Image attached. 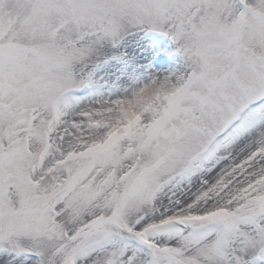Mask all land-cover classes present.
<instances>
[{
	"label": "snow or ice",
	"instance_id": "1",
	"mask_svg": "<svg viewBox=\"0 0 264 264\" xmlns=\"http://www.w3.org/2000/svg\"><path fill=\"white\" fill-rule=\"evenodd\" d=\"M0 264H264V0H0Z\"/></svg>",
	"mask_w": 264,
	"mask_h": 264
},
{
	"label": "rangeland",
	"instance_id": "2",
	"mask_svg": "<svg viewBox=\"0 0 264 264\" xmlns=\"http://www.w3.org/2000/svg\"><path fill=\"white\" fill-rule=\"evenodd\" d=\"M125 44V51L129 52V54L139 53L141 56L147 55L148 59L143 63L150 64L151 67L157 70H164L167 66L173 67L179 60L168 39L158 33L140 32L128 37ZM160 50L161 52L158 53ZM170 61L171 64L168 65ZM101 71H110L113 74H118L115 68H105L101 69Z\"/></svg>",
	"mask_w": 264,
	"mask_h": 264
},
{
	"label": "bare ground",
	"instance_id": "3",
	"mask_svg": "<svg viewBox=\"0 0 264 264\" xmlns=\"http://www.w3.org/2000/svg\"><path fill=\"white\" fill-rule=\"evenodd\" d=\"M160 52H161V50L158 53H160ZM170 64H171V61L169 62L168 65H170ZM169 68H171V67L170 66H167V68H165L164 70L169 69Z\"/></svg>",
	"mask_w": 264,
	"mask_h": 264
}]
</instances>
